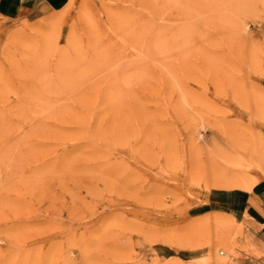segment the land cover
Wrapping results in <instances>:
<instances>
[{"label": "rangeland", "instance_id": "1", "mask_svg": "<svg viewBox=\"0 0 264 264\" xmlns=\"http://www.w3.org/2000/svg\"><path fill=\"white\" fill-rule=\"evenodd\" d=\"M258 182L264 0L0 16V264H264Z\"/></svg>", "mask_w": 264, "mask_h": 264}, {"label": "crops", "instance_id": "2", "mask_svg": "<svg viewBox=\"0 0 264 264\" xmlns=\"http://www.w3.org/2000/svg\"><path fill=\"white\" fill-rule=\"evenodd\" d=\"M69 0H0V16L6 20H16L24 13L37 14L39 7L47 11L63 8ZM247 200H253L257 206L264 210V183L258 182L246 195Z\"/></svg>", "mask_w": 264, "mask_h": 264}, {"label": "bare ground", "instance_id": "3", "mask_svg": "<svg viewBox=\"0 0 264 264\" xmlns=\"http://www.w3.org/2000/svg\"><path fill=\"white\" fill-rule=\"evenodd\" d=\"M245 186H246V184H245ZM244 185H241V183L239 184V186H236L238 189H243V190H251V188L253 187L252 185V187H248V185L245 187ZM229 227V226H228Z\"/></svg>", "mask_w": 264, "mask_h": 264}]
</instances>
